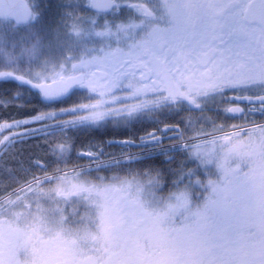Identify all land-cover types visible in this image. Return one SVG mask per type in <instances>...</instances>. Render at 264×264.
I'll list each match as a JSON object with an SVG mask.
<instances>
[{"label":"snow or ice","instance_id":"6c2138e0","mask_svg":"<svg viewBox=\"0 0 264 264\" xmlns=\"http://www.w3.org/2000/svg\"><path fill=\"white\" fill-rule=\"evenodd\" d=\"M0 82L40 105L0 121V146L46 145L0 190V264H264V123H217L264 117V0H64L55 27L0 0ZM146 117L163 128L120 158L76 149Z\"/></svg>","mask_w":264,"mask_h":264},{"label":"flooded vegetation","instance_id":"af4514ba","mask_svg":"<svg viewBox=\"0 0 264 264\" xmlns=\"http://www.w3.org/2000/svg\"><path fill=\"white\" fill-rule=\"evenodd\" d=\"M35 4L39 5L42 10L44 23L49 25V21H57V23L61 20V15L63 12V4L64 0H34ZM55 24V22H53ZM55 27L53 25H50ZM19 93L24 96L25 99L31 100L32 103L23 106V100L19 101L21 107L19 108H9L4 107L0 108L1 111L7 112L8 117H5V120H10L13 117H19L21 115L30 114L34 110L40 108L39 103H37L31 96H27L23 93V88L18 87L15 82L12 83H3L0 82V94L4 93ZM180 119L179 116H162L161 120L166 123H175ZM254 120L256 123H264V117H262L258 112L253 113L250 117L249 121L244 120H218L217 123H226L228 125L232 124H240L244 127H253L254 125L250 122ZM155 127L163 128V124H157L152 118L146 117L142 123L136 124L134 128H125L123 126H113L106 125L100 128H91L85 131L79 132L75 137V146L78 150H86L89 146L99 145L103 148L105 152V159L109 156H115L120 158L121 156V146L119 141L125 137H139L143 135L146 130H151ZM191 134V133H190ZM171 135V133H169ZM167 144L168 141L165 140ZM8 151V150H6ZM46 151V145H44L43 141L39 138H33L31 140H27L25 143L16 144L15 147L11 150V152H3L0 153V157L8 155L10 158L9 165V173L6 176H2L4 165L0 163V182L5 185L6 188L17 187L18 185L14 182L15 180H19L20 183H23L26 178V174L18 171V160H23L25 162V167H27L28 159L31 157L35 159L36 157H44V153ZM125 151H130L133 154H138V150L136 148L126 149ZM149 160H154L157 166L160 165L161 161L164 160V157H159L156 159L155 157L149 158ZM87 162L86 159H77L75 153H73V163H77L80 165H84ZM84 166H87L84 165ZM35 172V170L33 169ZM15 172V177H13L10 173ZM37 175H41L42 173L36 172ZM28 179L31 177L28 176ZM215 179V177H211ZM11 185V187H8Z\"/></svg>","mask_w":264,"mask_h":264},{"label":"trees","instance_id":"16d2710c","mask_svg":"<svg viewBox=\"0 0 264 264\" xmlns=\"http://www.w3.org/2000/svg\"><path fill=\"white\" fill-rule=\"evenodd\" d=\"M1 95V94H0ZM9 114H7V112L5 111H1L0 110V121L5 120V117H8ZM0 163L4 165L3 167V172H2V176H6L9 173V165H10V158L8 157V155H5L2 157V159H0ZM5 185H3L2 182H0V190L5 189ZM8 191H11L10 188H7ZM3 191H0V195H3Z\"/></svg>","mask_w":264,"mask_h":264},{"label":"rangeland","instance_id":"374dc122","mask_svg":"<svg viewBox=\"0 0 264 264\" xmlns=\"http://www.w3.org/2000/svg\"><path fill=\"white\" fill-rule=\"evenodd\" d=\"M53 22H55V24ZM56 24H57V21H52V22L49 21V25L56 26ZM3 152H8V151H6V149H4L2 146H0V153H3ZM86 164H87V162L84 165H86Z\"/></svg>","mask_w":264,"mask_h":264}]
</instances>
